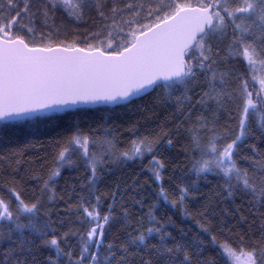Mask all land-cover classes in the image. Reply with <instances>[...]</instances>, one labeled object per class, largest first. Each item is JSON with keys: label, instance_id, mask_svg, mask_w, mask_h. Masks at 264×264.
<instances>
[{"label": "snow or ice", "instance_id": "obj_1", "mask_svg": "<svg viewBox=\"0 0 264 264\" xmlns=\"http://www.w3.org/2000/svg\"><path fill=\"white\" fill-rule=\"evenodd\" d=\"M0 264H264V0H0Z\"/></svg>", "mask_w": 264, "mask_h": 264}, {"label": "trees", "instance_id": "obj_2", "mask_svg": "<svg viewBox=\"0 0 264 264\" xmlns=\"http://www.w3.org/2000/svg\"><path fill=\"white\" fill-rule=\"evenodd\" d=\"M60 23H64L67 24L69 27L75 28L78 27L79 29L83 30V28L87 27V25L85 24H79L77 25L75 22H69L67 20L65 21H60L57 20V24ZM235 66L243 71L244 65L243 64H239L236 63ZM150 97H146L144 100H140L137 101L138 104H146L148 102H150ZM124 112L123 115H113L110 119V123H115L117 125H123L125 128L128 126V124L130 122H134L135 120L139 119V113H137L135 111V105H133L132 110H122ZM163 118V116H161V119ZM79 120L81 122V127L85 128V130H87L89 125H92L93 127H95L98 124H102L104 122V115L100 112H88L86 115H81L79 117ZM154 126V125H153ZM124 128H121V131H123ZM51 135H54V133H47V134H40L37 136H29L27 137L28 140H32L33 142L36 141H47ZM127 137V134L125 133V138ZM23 140L21 142V146H23ZM37 148H39V144L37 143ZM38 155V153L33 150L27 153V157H30L32 159H35L36 156ZM39 155H43V153H39ZM139 171V165L138 163H132L130 162L128 164V166L126 168H124L122 171H117L114 174H112L110 176L111 180H115L118 177L124 175L125 173L131 175L134 172H138ZM82 173H77L76 170L74 169H66L64 171V179L60 180V187L63 188V186L65 185V182L67 181L69 184H71L74 180L75 177H77L78 175H81ZM209 180L211 181L210 184L205 185L203 182L201 183V191L204 193L209 192V190L211 188L214 187V185L216 184V180L213 177H209ZM203 198L201 197V200ZM62 207V205H61ZM189 207L192 208L193 210H195L196 208L199 207V203H192L191 201L189 202ZM221 207H231V205L227 202H224ZM209 256H216L217 254L215 252H212L211 250L208 253Z\"/></svg>", "mask_w": 264, "mask_h": 264}]
</instances>
